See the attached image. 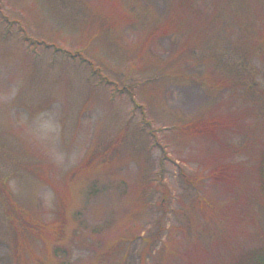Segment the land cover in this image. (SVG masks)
Wrapping results in <instances>:
<instances>
[{"label":"rangeland","instance_id":"rangeland-1","mask_svg":"<svg viewBox=\"0 0 264 264\" xmlns=\"http://www.w3.org/2000/svg\"><path fill=\"white\" fill-rule=\"evenodd\" d=\"M263 147L264 0H0V264H229Z\"/></svg>","mask_w":264,"mask_h":264},{"label":"trees","instance_id":"trees-1","mask_svg":"<svg viewBox=\"0 0 264 264\" xmlns=\"http://www.w3.org/2000/svg\"><path fill=\"white\" fill-rule=\"evenodd\" d=\"M256 174L259 193L264 199V147L259 154ZM229 264H264V247L250 249Z\"/></svg>","mask_w":264,"mask_h":264}]
</instances>
